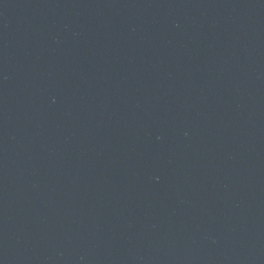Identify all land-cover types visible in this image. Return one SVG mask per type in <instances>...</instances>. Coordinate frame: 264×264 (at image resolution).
Here are the masks:
<instances>
[{
    "label": "water",
    "instance_id": "95a60500",
    "mask_svg": "<svg viewBox=\"0 0 264 264\" xmlns=\"http://www.w3.org/2000/svg\"><path fill=\"white\" fill-rule=\"evenodd\" d=\"M0 264H264V0H0Z\"/></svg>",
    "mask_w": 264,
    "mask_h": 264
}]
</instances>
